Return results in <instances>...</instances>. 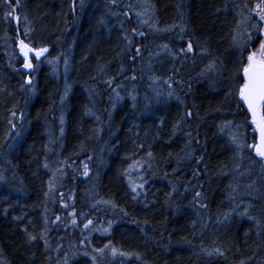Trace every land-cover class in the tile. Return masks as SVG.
<instances>
[{"label":"trees","instance_id":"trees-1","mask_svg":"<svg viewBox=\"0 0 264 264\" xmlns=\"http://www.w3.org/2000/svg\"><path fill=\"white\" fill-rule=\"evenodd\" d=\"M260 2L0 0V264H264ZM17 37L64 76L28 87Z\"/></svg>","mask_w":264,"mask_h":264},{"label":"snow or ice","instance_id":"snow-or-ice-1","mask_svg":"<svg viewBox=\"0 0 264 264\" xmlns=\"http://www.w3.org/2000/svg\"><path fill=\"white\" fill-rule=\"evenodd\" d=\"M256 8L259 10L257 13L259 20L264 22V0H261ZM253 27H256V25H253ZM260 31L264 33V29H260ZM248 39L251 40V36H249ZM18 46L24 58V68L27 69L32 68L29 56L30 53H34L35 57L38 59L47 52V48H32L23 40L19 41ZM187 51H192L191 43L188 44ZM208 67L213 68L214 65L210 64ZM242 72L243 83L239 87V99L243 101V104L247 108V112L250 115V124L253 126L254 133L258 134L257 141L252 145H248V147L254 149L256 155L261 159H264V39L260 40L259 48L256 51L248 54L247 63L243 66ZM13 115L15 114L13 113ZM189 115H191V113H189ZM230 125L231 121L225 122L221 130L223 131L224 127ZM236 140L237 137L233 135L232 141L235 143ZM149 155H151V153H149ZM85 175H87V170L85 171ZM140 187H142V185H140ZM133 191H136L135 185H133ZM88 223L91 224V221ZM85 227L87 228L88 224H86ZM215 251L219 253V249H216ZM112 254L116 255L117 249L113 248ZM120 255L131 254L121 252Z\"/></svg>","mask_w":264,"mask_h":264},{"label":"rangeland","instance_id":"rangeland-1","mask_svg":"<svg viewBox=\"0 0 264 264\" xmlns=\"http://www.w3.org/2000/svg\"><path fill=\"white\" fill-rule=\"evenodd\" d=\"M245 20V19H244ZM17 22H18V19H17ZM244 22H246V20L245 21H243V20H241V24H242V34H243V29H244V26H243V24H244ZM238 38H240L239 40H238ZM238 38H237V42L239 43V45L240 44H242V43H244L245 42V40H244V37L241 35V36H238ZM17 39L20 41L21 40V38L19 39L18 37H17ZM260 44V43H259ZM259 44H258V46L256 47L257 49L259 48ZM18 49H19V46H18ZM19 51H20V49H19ZM251 52H253V51H251ZM21 53V52H20ZM29 56H30V59H31V63H32V68H31V73H30V78H31V83L30 84H27L26 83V75L24 76V79H25V83H26V85L28 86V87H30L31 89H33V87H34V85H35V81H36V72H37V70H39L43 65H45V66H47L49 69L51 68V70H52V72L55 74V75H60V77L61 76H64L63 74H64V71H62V67H61V63H60V60L58 61V59H51V58H42V56L41 57H39L38 59L36 58V57H33V56H31V54H29ZM22 57H23V55H22ZM34 58V59H33ZM33 60H36V61H38L37 62V64H34V61ZM24 66V58H23V62H22V65L20 66V67H23ZM63 70H64V68H63ZM62 71V72H61ZM29 92H30V90H28ZM61 114H63V112H61ZM16 133H17V131H16ZM19 137V135H17L16 137H15V140L17 139ZM61 188V186L58 184V185H56V184H53V187H52V189H53V194H52V196H51V198H52V200H53V203H56V200H59L60 198H61V194H60V189ZM56 214V213H55ZM54 214V215H55ZM55 221H56V219H55ZM93 229H95V228H92L91 229V233L94 231ZM88 243H90V241L88 240ZM59 245L58 246H60V248L58 247H55V253L56 254H58V253H60V254H63L64 253V250H65V247H64V245L62 246V244L61 243H58ZM74 245H75V247H74ZM73 245V248H71L70 249V251H71V254H74L75 252H77L76 250H79V248H78V245L77 244H74ZM88 245H91V243L90 244H88ZM79 252H83V250H80ZM67 258V257H66ZM65 262H66V259H64V262L62 263V264H65Z\"/></svg>","mask_w":264,"mask_h":264},{"label":"water","instance_id":"water-1","mask_svg":"<svg viewBox=\"0 0 264 264\" xmlns=\"http://www.w3.org/2000/svg\"><path fill=\"white\" fill-rule=\"evenodd\" d=\"M18 44H19V41H18ZM31 56L35 57L34 53H30ZM20 70L24 73H27V76H26V83L27 84H30L31 83V78H30V72H31V69H27V68H24L21 67ZM240 100V99H239ZM240 102L243 104V101L240 100ZM244 105V104H243ZM244 107L246 108V106L244 105ZM247 109V108H246ZM249 114V113H248ZM250 116V115H249ZM257 139H258V134H257ZM264 160V159H263Z\"/></svg>","mask_w":264,"mask_h":264}]
</instances>
